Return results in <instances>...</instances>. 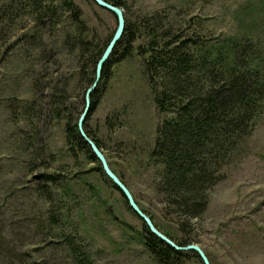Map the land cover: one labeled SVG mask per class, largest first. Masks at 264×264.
<instances>
[{
    "label": "rangeland",
    "instance_id": "obj_1",
    "mask_svg": "<svg viewBox=\"0 0 264 264\" xmlns=\"http://www.w3.org/2000/svg\"><path fill=\"white\" fill-rule=\"evenodd\" d=\"M4 1L0 0V6ZM123 1L125 17L132 23L158 14L182 34L217 40L246 35L264 47V0ZM75 2L88 25L103 37L116 30L115 16L93 0ZM12 20L0 33V264H11L22 252L30 254V263L42 264L43 258L50 257L57 260L51 264H67L64 254L43 251L50 240L37 226L45 208L36 190L42 183L40 175L48 173L61 175L60 190H74L75 197L67 202L68 209L72 208L68 224L81 234L94 264H155L140 243L143 223L121 194L85 155H68L65 123L23 115L21 102L33 97L34 80L46 74L63 85L68 82L69 104L76 108L79 62L71 56L59 61L60 66L47 64L43 47L25 53L16 42L31 21L20 16ZM145 42L144 37L138 39L132 56L114 66L95 112L88 117V129L139 206L163 231L178 241L200 245L211 264H264V116L238 155L223 168V179L207 191L204 213L182 225L165 206L160 172L149 158L156 129L170 115L159 113L144 74L138 46ZM45 82L41 81V97ZM43 99L48 108L49 98ZM48 153L56 158L43 167ZM188 264L203 263L190 255Z\"/></svg>",
    "mask_w": 264,
    "mask_h": 264
},
{
    "label": "trees",
    "instance_id": "obj_2",
    "mask_svg": "<svg viewBox=\"0 0 264 264\" xmlns=\"http://www.w3.org/2000/svg\"><path fill=\"white\" fill-rule=\"evenodd\" d=\"M106 1L121 8L125 6L123 0ZM17 16L31 21L28 30L16 42L26 50L25 53H29L32 47H43L47 64L60 66L59 61L61 63L71 56L79 62L80 103L76 108L69 104L68 82L63 85L59 78L56 81L51 74H46L34 80L33 97L21 102L23 115L28 119L63 121L68 155H85L89 162L96 164L131 209L124 194L104 173L78 129L85 94L94 83L97 64L115 30L103 37L98 29L88 25L75 0H5L0 6V33H3L4 25L12 23ZM141 37L146 42L138 46V54L143 59L144 74L156 107L160 114L170 115L156 129L149 158L159 169L165 206L174 212L182 225H188L204 213L208 204L207 191L223 179V168L238 155L258 120L264 116V47L260 40L254 41L246 35L217 40L197 33L182 34L158 14L139 18L134 23L126 19L124 36L105 64L101 82L91 95L88 117L95 112L100 93L113 76L114 66L132 56L135 43ZM41 81H46L41 90L42 97L39 96ZM45 97L49 98L48 108L42 103ZM88 117L85 131L102 149L87 127ZM55 158L53 153H48L41 166L53 163ZM39 178L42 183L36 192L45 210L37 226L41 233L48 234L50 240L43 251L64 254L67 264H94L89 251L81 243V234L68 224L72 208L68 209L67 202L75 197L74 190H60L59 174H42ZM143 211L151 217L145 209ZM142 223L144 233L140 236V243L155 264H188L190 255L199 258L195 252L174 250ZM154 224L178 245L191 244V241H178ZM29 257V253L22 252L12 258L11 264H38L37 261L28 262ZM53 259L45 257L42 264H51Z\"/></svg>",
    "mask_w": 264,
    "mask_h": 264
},
{
    "label": "water",
    "instance_id": "obj_3",
    "mask_svg": "<svg viewBox=\"0 0 264 264\" xmlns=\"http://www.w3.org/2000/svg\"><path fill=\"white\" fill-rule=\"evenodd\" d=\"M97 6L100 8L110 12L113 14L117 20V28L114 32V35L109 42L106 50L104 51L102 57L100 58L97 67H96V76L94 83L92 86L87 90L85 94V106L82 114L80 115V118L78 120V129L81 137L83 140L90 146L93 154L97 157L99 162L101 163L102 169L104 173L107 175V177L121 190V192L126 197V200L128 201L131 209L136 213V215L146 224L150 232L158 237L161 241L169 245L171 248H173L176 251L180 252H195L203 262V264H211L209 257L203 250V248L198 244H189L186 246H180L175 241H173L171 238L166 236L163 232H161L154 224L153 220L150 216H148L143 209L139 206L137 203L134 195L132 194L131 190L128 188V186L121 180V178L114 172V170L111 168L109 160L107 156L105 155L104 151L99 148V146L96 144V142L91 139L88 134L85 131L84 124L86 122V119L89 115L90 108H91V95L93 92L98 88L102 73L105 64L110 60L111 55L113 54L115 48L121 41V39L124 36L125 30H126V17L124 10L116 6L112 3L107 2L106 0H93Z\"/></svg>",
    "mask_w": 264,
    "mask_h": 264
}]
</instances>
